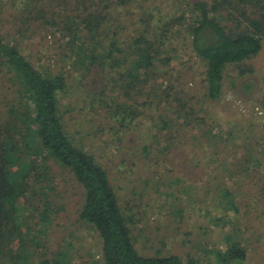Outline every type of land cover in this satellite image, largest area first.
Instances as JSON below:
<instances>
[{
	"label": "rangeland",
	"instance_id": "obj_1",
	"mask_svg": "<svg viewBox=\"0 0 264 264\" xmlns=\"http://www.w3.org/2000/svg\"><path fill=\"white\" fill-rule=\"evenodd\" d=\"M198 2L144 0L124 10L111 4L104 22L112 26V36L107 37L105 49H99L106 51L102 69L99 64L91 69L74 65L75 55L55 27L46 33L48 28L34 25L27 37L17 34L14 44L45 75L64 77L63 126L75 145L108 172L141 255L217 264L211 250L225 249L229 236L247 251L242 264H264V42L258 55L226 67L222 97L212 101L207 97L206 63L193 51V37L186 28L192 4ZM59 11L67 13L64 7ZM13 12L6 8L3 19ZM151 13L155 19H146ZM182 15L187 18L181 20ZM4 23V32H12L13 21ZM221 23L228 24L225 19ZM117 24L124 29L115 37ZM137 27L152 41L164 35L158 73L147 86L137 85L141 92L133 93L127 91L129 80L120 79L119 68L110 65L115 57L121 59L120 54L114 52L113 59L108 54L113 43L125 47ZM1 82L5 84L3 89L0 86L1 103L13 101L23 109L16 78L2 75ZM148 92L171 94L174 108L167 106L165 114L166 105L158 108L159 96L150 98ZM147 100L154 104L144 105ZM185 102L192 107L193 126L176 112L178 103ZM128 112L135 115L132 124L129 115L122 119ZM160 112L170 123L168 130L161 131ZM188 140L194 143H183ZM45 166L50 168L48 185L53 189L48 193L60 213L43 225L46 249L31 253L28 264L47 258L54 264L58 253L68 264H103L102 238L80 218L85 188L71 169L55 159H48ZM224 190L234 198L235 209Z\"/></svg>",
	"mask_w": 264,
	"mask_h": 264
},
{
	"label": "trees",
	"instance_id": "obj_2",
	"mask_svg": "<svg viewBox=\"0 0 264 264\" xmlns=\"http://www.w3.org/2000/svg\"><path fill=\"white\" fill-rule=\"evenodd\" d=\"M141 2L144 0H0V76L16 78L22 92L19 105L23 108L17 109L13 101L6 104L0 101V264H28L31 253L46 249V242H42L46 232L43 225L60 213L48 193L53 189L48 185L50 168L45 163L51 158L71 169L85 188L80 218L92 225L102 238L103 264H197L196 260L185 263L178 256L145 257L139 253L129 228L131 220L125 215L108 172L93 155L75 145L63 126L60 94L65 88L64 77L45 75L14 44L17 34L27 37L34 25L48 28L46 33L55 27L75 55L74 65L82 64L91 69L99 64L102 69L106 51L99 49H105L107 37L112 36V26H106L104 22L110 5L124 10ZM192 5L186 28L193 37V51L206 63L207 97L218 101L222 97L226 67L243 64L262 50L264 0H200ZM61 7L67 13L60 12ZM6 8L14 12L4 20ZM145 17L155 19L152 13ZM184 18L187 17H180L181 20ZM224 19L228 24L221 23ZM7 20L13 21L12 32H4ZM120 28L124 29L123 25L117 24L115 37L119 36ZM135 31L130 34L132 39L124 44L125 47L117 48L116 43L111 45L114 49L109 52L108 59L114 58V52L120 54L121 59L115 57L110 65L119 68L120 79L129 80L126 81L127 91L139 93L141 90L138 91L137 85L147 86L159 71L157 62L160 61V46H163L160 37L164 34L152 41L141 27ZM166 31L169 30L164 33ZM164 84L165 80L161 87ZM0 86L3 89L4 82ZM125 94L128 96L127 92ZM151 94L148 92L147 96H159L158 92ZM165 94L159 96L157 107L166 105L163 107L166 114L167 106H174L169 100L171 94ZM174 101L181 100L175 98ZM153 104L154 101L149 100L144 103ZM189 107L187 102L178 103L176 112L193 126L189 119L192 107ZM161 114V131H165L170 123ZM123 115L126 116L122 119H130L131 124L136 120L132 112ZM183 143L192 144L194 141ZM223 194L229 198V206L235 209L232 195L227 190ZM227 237L229 245L225 249L211 250L216 253L217 264L244 263L248 258L247 251L241 242ZM63 256L58 253L54 264H68ZM40 264L52 263L47 258Z\"/></svg>",
	"mask_w": 264,
	"mask_h": 264
}]
</instances>
